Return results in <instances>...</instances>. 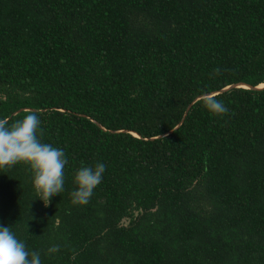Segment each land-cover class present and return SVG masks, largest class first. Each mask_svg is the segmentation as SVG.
<instances>
[{"label": "trees", "instance_id": "16d2710c", "mask_svg": "<svg viewBox=\"0 0 264 264\" xmlns=\"http://www.w3.org/2000/svg\"><path fill=\"white\" fill-rule=\"evenodd\" d=\"M263 83L264 0H0V118L68 161L47 206L0 171V226L42 264H264Z\"/></svg>", "mask_w": 264, "mask_h": 264}, {"label": "clouds", "instance_id": "9594fccd", "mask_svg": "<svg viewBox=\"0 0 264 264\" xmlns=\"http://www.w3.org/2000/svg\"><path fill=\"white\" fill-rule=\"evenodd\" d=\"M221 69H214L216 75ZM203 107L212 115L222 116L229 109L222 100L206 94ZM40 114L29 112L10 122L0 118V171H7L17 165L26 166L31 176L33 199L45 206L50 198L65 191V166L67 157L63 149L44 143L41 139ZM106 170L104 163L82 166L75 172L70 192L72 205L87 204L95 188L101 183ZM31 219V217H30ZM27 231V225H24ZM60 250V245H52L47 254ZM0 264H42L39 251H29L25 242L19 239L9 226H0Z\"/></svg>", "mask_w": 264, "mask_h": 264}, {"label": "water", "instance_id": "95a60500", "mask_svg": "<svg viewBox=\"0 0 264 264\" xmlns=\"http://www.w3.org/2000/svg\"><path fill=\"white\" fill-rule=\"evenodd\" d=\"M263 85H264V83H263ZM263 85H262V86H263ZM238 86L250 87V86H248V85H246V84H241V85H238ZM262 86L259 85V86H257V87H262Z\"/></svg>", "mask_w": 264, "mask_h": 264}, {"label": "bare ground", "instance_id": "6f19581e", "mask_svg": "<svg viewBox=\"0 0 264 264\" xmlns=\"http://www.w3.org/2000/svg\"><path fill=\"white\" fill-rule=\"evenodd\" d=\"M260 86H262V85H260Z\"/></svg>", "mask_w": 264, "mask_h": 264}, {"label": "rangeland", "instance_id": "374dc122", "mask_svg": "<svg viewBox=\"0 0 264 264\" xmlns=\"http://www.w3.org/2000/svg\"><path fill=\"white\" fill-rule=\"evenodd\" d=\"M263 85V84H262Z\"/></svg>", "mask_w": 264, "mask_h": 264}]
</instances>
